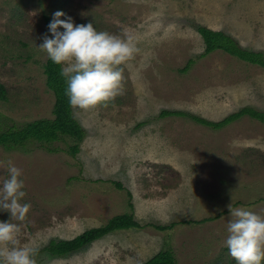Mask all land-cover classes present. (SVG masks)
<instances>
[{"label":"rangeland","instance_id":"obj_1","mask_svg":"<svg viewBox=\"0 0 264 264\" xmlns=\"http://www.w3.org/2000/svg\"><path fill=\"white\" fill-rule=\"evenodd\" d=\"M56 10L76 23L130 34L138 51L120 66L121 95L91 110L72 106L84 131L75 156L70 138L55 142L54 153L35 143L0 147V185L13 163L31 204L24 221L11 218L20 243L37 250L36 264H143L164 250L176 264H236L224 244L228 205L264 216V125L243 117L213 130L159 114L219 122L245 107L264 112V70L218 51L200 57L196 30L222 31L264 54V0H0V132L53 119L43 73L48 57L37 45ZM125 213L144 227L65 256L44 251ZM171 223L167 231L147 227Z\"/></svg>","mask_w":264,"mask_h":264},{"label":"clouds","instance_id":"obj_2","mask_svg":"<svg viewBox=\"0 0 264 264\" xmlns=\"http://www.w3.org/2000/svg\"><path fill=\"white\" fill-rule=\"evenodd\" d=\"M63 17V18H62ZM37 47L54 64L60 65L65 78V96L70 106L91 110L113 101L123 92L121 65L138 51L134 37L98 30L93 22L76 23L63 10H56ZM50 34V35H49ZM7 178L0 185V264H36V249L21 244L19 224L31 204L25 200V181L21 170L9 162ZM227 236L224 244L236 264H264V216L247 206L228 205Z\"/></svg>","mask_w":264,"mask_h":264},{"label":"trees","instance_id":"obj_3","mask_svg":"<svg viewBox=\"0 0 264 264\" xmlns=\"http://www.w3.org/2000/svg\"><path fill=\"white\" fill-rule=\"evenodd\" d=\"M197 33L202 39L204 50L200 57L204 58L216 51L227 54L238 61L249 65L257 66L264 70V54L262 52L249 51L241 48V46L231 36L222 31H215L205 26L197 27ZM190 62L182 70L186 72ZM60 65L54 64L47 58L43 73L46 78V88L54 96V104L52 108L53 119H41L25 123L21 127H8L0 132V147L5 150L24 148L29 143H35L38 147L44 149L48 153L57 152L53 148V144L63 138L74 140V145L69 147L68 153L75 156L79 151V144L84 138V131L73 117L72 106L69 105L65 96V78L60 75ZM3 87L0 85V99H4ZM160 118L166 117H188L197 124L206 126L213 130H220L224 127L240 120L243 117H249L257 120L264 125V112L257 111L251 107H245L238 112L230 114L219 122H210L198 117L189 116L181 112L162 111ZM121 189L119 183L115 184ZM130 197V194H127ZM133 205L129 203V209L132 210ZM212 218L204 219L199 223L211 221ZM175 223L169 226H160L148 224L158 231H167L175 227ZM144 225L139 224L132 213L120 214L112 217L101 227L92 228L84 231L68 241H52L44 248L52 256H65L81 250L85 246L97 241L108 234L117 231H125L131 229H142ZM143 264H176L174 253L171 250L160 251Z\"/></svg>","mask_w":264,"mask_h":264}]
</instances>
